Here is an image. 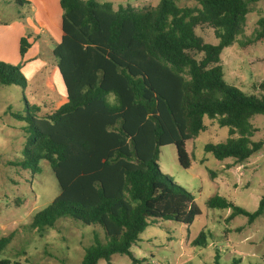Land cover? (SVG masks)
<instances>
[{
	"label": "trees",
	"instance_id": "1",
	"mask_svg": "<svg viewBox=\"0 0 264 264\" xmlns=\"http://www.w3.org/2000/svg\"><path fill=\"white\" fill-rule=\"evenodd\" d=\"M59 1L61 38L53 55L67 102L41 118L28 114L31 134L21 164L39 173V163L48 161L60 194L31 227H54L71 217L105 235L106 243L95 235L81 264H113L114 254L143 264L147 260L137 258L132 247L149 220L189 225L201 213L193 194L161 171V147L175 145L180 165L190 168L186 144L205 131V118L229 129L225 142L205 147L218 160L244 162L264 146V137L252 140L257 129L251 122L264 116V97L227 84L220 64L223 50L243 34L250 4L261 0H197V6L159 0L142 10H115L111 2L97 0ZM200 26L213 29L216 44L197 34ZM257 42L264 43V18L249 41ZM30 48L22 37L23 59ZM0 84L25 88L28 82L19 66L0 61ZM207 205L249 223L264 215V195L253 212L220 195ZM11 239L0 240V254ZM206 239L201 232L193 245H205Z\"/></svg>",
	"mask_w": 264,
	"mask_h": 264
},
{
	"label": "rangeland",
	"instance_id": "2",
	"mask_svg": "<svg viewBox=\"0 0 264 264\" xmlns=\"http://www.w3.org/2000/svg\"><path fill=\"white\" fill-rule=\"evenodd\" d=\"M29 1L0 0V23H24V38L32 44L36 38V15ZM111 2L114 9L132 6L142 10L155 7L159 0H97ZM181 6H197V0H179ZM33 5V4H32ZM243 34L234 45L221 54L220 64L227 84L250 96L264 97V43H249L264 18V0L252 2ZM33 29V30H32ZM207 43L216 44L213 29L196 28ZM16 37V36H15ZM8 37L0 48V61L19 66L27 78V87L0 84V240L12 239L0 254V262L7 264H81L86 249L95 241V235L106 243L103 230L95 225H84L71 217L59 219L54 227L34 229V216L46 208L59 194L60 186L48 161L39 163L40 172L24 169V151L31 134L28 114L41 118L67 102L57 59L53 55L54 42H46L47 32L35 41L40 44L29 54L39 51L27 63L19 52V37ZM45 41V42H44ZM114 101V96H110ZM15 115L24 117L19 119ZM257 129L253 141L264 137V116L251 120ZM206 129L187 141L186 149L191 167L183 168L178 160L176 146L161 147V171L193 194L200 209L191 224L174 221L149 220L140 241L132 247L136 257L145 258L143 264H264V215L249 223L239 215L229 219L231 210L211 209L210 197L220 195L250 212L258 208L264 195V146L244 162L234 158L216 159L205 150L207 144L225 142L228 127H220L215 120L205 118ZM201 232L206 244L195 246L193 241ZM113 264H133L130 257L114 254ZM98 264H108L104 259Z\"/></svg>",
	"mask_w": 264,
	"mask_h": 264
},
{
	"label": "crops",
	"instance_id": "3",
	"mask_svg": "<svg viewBox=\"0 0 264 264\" xmlns=\"http://www.w3.org/2000/svg\"><path fill=\"white\" fill-rule=\"evenodd\" d=\"M20 5L21 0H16ZM29 6L31 9L36 12L34 18V28L33 30L36 33V38L33 39L31 48L25 55V60L28 62L35 59L38 56L40 51V44L35 40L40 38L41 33L44 31L47 32V37H45L46 42L59 43L61 38V18H62V9L59 0H33L29 1ZM33 4V5H32ZM27 28V25L24 23L14 22L13 24H8L6 22L0 23V48L6 45L8 37H19V44L21 38L25 35L24 29ZM15 37V38H16ZM44 41V42H45ZM40 45V46H39ZM20 47V46H19ZM36 48H39V51L32 53V57L29 58V54L34 51Z\"/></svg>",
	"mask_w": 264,
	"mask_h": 264
}]
</instances>
